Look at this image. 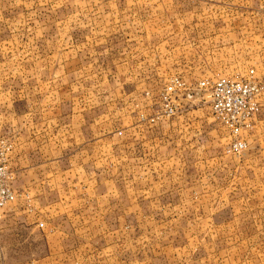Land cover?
Instances as JSON below:
<instances>
[{"label": "rangeland", "instance_id": "374dc122", "mask_svg": "<svg viewBox=\"0 0 264 264\" xmlns=\"http://www.w3.org/2000/svg\"><path fill=\"white\" fill-rule=\"evenodd\" d=\"M250 68L264 84V0H0L17 212L2 219L19 224L0 236V264H264V92L239 154L207 104L141 118L172 76ZM78 124L111 139L62 181V127Z\"/></svg>", "mask_w": 264, "mask_h": 264}, {"label": "built area", "instance_id": "2783aa9c", "mask_svg": "<svg viewBox=\"0 0 264 264\" xmlns=\"http://www.w3.org/2000/svg\"><path fill=\"white\" fill-rule=\"evenodd\" d=\"M263 92L264 84L256 76L253 68L248 69L243 75L217 76L212 80L186 81L179 76H172L157 95L156 110L149 117L141 114V118L148 123H155L161 118L175 116L185 109L187 103L207 104L213 117L231 137L230 151L239 154L246 145L242 133L252 129L261 109L260 98ZM181 98L184 101H181ZM118 134L121 132L118 131ZM1 146L0 220L5 207L16 199L12 186L14 174L6 164L8 146L4 143H1Z\"/></svg>", "mask_w": 264, "mask_h": 264}, {"label": "crops", "instance_id": "0c3cea01", "mask_svg": "<svg viewBox=\"0 0 264 264\" xmlns=\"http://www.w3.org/2000/svg\"><path fill=\"white\" fill-rule=\"evenodd\" d=\"M146 93L147 92L143 93V95H144L143 100L149 98L148 94H146ZM262 96H263V94H262ZM262 96H261L260 100H262ZM144 106H146V105H144ZM260 111H261V109H260ZM260 111H259V113H260ZM163 119H165V118H161L158 121L163 120ZM158 121H156V122H158ZM255 121L257 122V120H255ZM149 124H152V123H149ZM254 126H253L254 128L257 127V125H255V124H254ZM105 134H110V133H109V131L108 132L107 131H101V129L99 127L87 126V125H83V124H78V125H73V126H63L62 127V181H65V180L74 181L73 178H70V179L67 178L68 172L73 173V172H75V170H77V172L79 173L83 170L82 167L88 166L89 163H88V161L86 162V159L91 160V158H92L91 161H93V156H96V154L93 155L90 146H92L93 144H97L99 142H102L104 140L111 139V137H109V136L104 137L103 135H105ZM230 142H231V137H230ZM229 146H230V143H229ZM22 147H23V145L22 146L19 145L18 148H15L13 151H11L10 156H9L8 164H9L10 168L12 170H14L16 173L15 174V176H16L15 180H17V178H18L17 177V171H18L17 164L18 165L20 164V166L23 165L22 163H20L18 161V158H17V156L20 154V152L23 151ZM17 161H18V163H17ZM64 178H66V179H64ZM14 201L9 203L5 207L4 215L2 218L5 219L7 216L17 214V212L15 211L16 207L13 205ZM4 219L0 220V236L5 231L13 230L17 226H19V224L17 222H9V221H6ZM25 225H27L26 228L30 231L36 230L35 227H32L31 223H27ZM40 226H42V223H39L38 227H40ZM2 250H3L2 246H0V251L3 254ZM51 256H52L51 254H48V255L44 254V255L29 258L27 260L20 261V262L14 263V264H49L50 262H53L54 257H51Z\"/></svg>", "mask_w": 264, "mask_h": 264}]
</instances>
